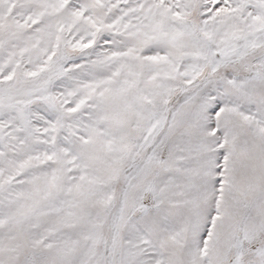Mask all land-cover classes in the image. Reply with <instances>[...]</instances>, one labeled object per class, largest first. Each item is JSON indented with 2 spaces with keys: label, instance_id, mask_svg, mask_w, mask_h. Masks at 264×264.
<instances>
[{
  "label": "snow or ice",
  "instance_id": "1",
  "mask_svg": "<svg viewBox=\"0 0 264 264\" xmlns=\"http://www.w3.org/2000/svg\"><path fill=\"white\" fill-rule=\"evenodd\" d=\"M0 264H264V0H0Z\"/></svg>",
  "mask_w": 264,
  "mask_h": 264
}]
</instances>
